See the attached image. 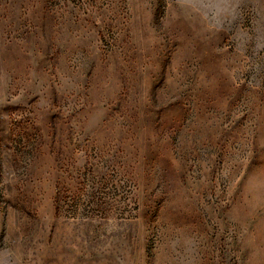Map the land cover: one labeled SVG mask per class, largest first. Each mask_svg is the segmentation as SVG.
Segmentation results:
<instances>
[{
  "label": "rangeland",
  "instance_id": "rangeland-1",
  "mask_svg": "<svg viewBox=\"0 0 264 264\" xmlns=\"http://www.w3.org/2000/svg\"><path fill=\"white\" fill-rule=\"evenodd\" d=\"M0 264H264V0H0Z\"/></svg>",
  "mask_w": 264,
  "mask_h": 264
}]
</instances>
